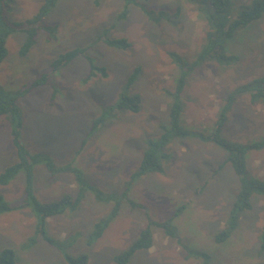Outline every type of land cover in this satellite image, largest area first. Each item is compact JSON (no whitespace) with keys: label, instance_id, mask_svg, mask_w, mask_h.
<instances>
[{"label":"rangeland","instance_id":"obj_1","mask_svg":"<svg viewBox=\"0 0 264 264\" xmlns=\"http://www.w3.org/2000/svg\"><path fill=\"white\" fill-rule=\"evenodd\" d=\"M45 1L12 0L6 14L11 22L26 21ZM233 1L240 10L253 0ZM197 9L190 0H57L45 17V23L55 28L53 37L40 31L35 45L21 57L26 36L10 35L8 54L0 63V86L9 95L23 92L16 104L25 148L48 155L57 167L72 165L106 196L123 194L141 161L145 139H155L169 123L173 103L169 93L175 91L180 75L175 58L192 62L204 43L208 27ZM103 34L124 39L129 46L109 47L99 39ZM77 48L83 54L65 67L51 68L58 55ZM227 50L239 57L237 64L207 62L187 78L180 102L181 123L188 131L208 135L228 94L264 77V16L242 29ZM97 67L103 73L95 74ZM136 68L139 73L126 92L127 78ZM124 93L139 96V112H116L88 136L92 122ZM230 106L221 132L224 139L241 145L264 139L262 104H252L246 94ZM12 130L10 120L2 118L0 174L18 162ZM166 153L163 172L133 181L127 198L135 206L123 200L119 215L95 243L87 245L88 235L95 223L109 217L113 204L100 203L90 194L77 211L50 219L48 236L58 244L69 240L63 245L72 257L86 254L89 264H115L114 257L138 239L149 220L172 219L176 236L152 227L151 248L138 250L127 264H202L196 253L207 254V264H264L260 249L264 194L252 196V207L240 214L239 227L226 242L216 243L214 236L226 228L239 191L227 154L211 142L191 137L175 140ZM246 166L248 175L264 179V150L249 152ZM33 178L34 196L41 203L75 193L72 173L53 175L37 165ZM24 179L21 171L8 185H0V197L11 207L0 214V253L12 250L15 264H67L60 246L39 240L23 249L35 229L31 210L17 208L26 198Z\"/></svg>","mask_w":264,"mask_h":264},{"label":"trees","instance_id":"obj_2","mask_svg":"<svg viewBox=\"0 0 264 264\" xmlns=\"http://www.w3.org/2000/svg\"><path fill=\"white\" fill-rule=\"evenodd\" d=\"M56 1L57 0H46L39 9L38 13L31 19L22 22H11L6 13H8L10 9L12 0H0V63L4 61L8 54L6 48L7 38L16 32L22 33L26 36L25 42L19 51V55L21 57H25L29 53L30 49L35 45V38L40 31L45 32L49 37H53L55 28L45 23V17L50 13V10L55 5ZM125 1L126 3H130L135 0ZM190 1L198 6L197 10L199 14L207 23L208 28L205 32L204 43L196 58L192 62L183 61L180 58L176 60L175 58L180 75L176 80L175 91L173 93H169L173 103L170 105L168 126H163L162 133L159 136H156L155 139L151 137L145 139V148L141 161L137 170L133 172L130 180L126 183V190L121 195L111 194L106 196L105 194L99 192L98 188L96 189V187L92 186L84 177V174L72 165L57 167L48 155L44 153L29 152L25 148L20 137V129L22 126L21 112L16 104L17 97L23 92L9 95L0 86V120L5 117L8 118L12 124V142L18 157V162L16 164L6 168L0 174V185H8L10 181L23 171L25 174L24 196H26V198L22 204L17 206V208H29L35 218L34 235L28 238L27 242L22 245L23 249H29L34 246L37 241L42 240L51 246H56L58 248L60 246L62 251H64L63 257L67 264H89V258L86 254L72 257L66 252V248L63 244L69 245V240L58 244L57 241H54L50 236H48L46 231L47 219L61 215L65 211H77L81 204L86 201L87 194L92 195L93 199L100 203L112 202L113 205L109 217L95 223L93 229L88 235L87 245H92L103 236L109 223L119 215L122 207V201L128 200L127 194L129 192V188L133 184V181L151 172H163V162L169 156L166 153V149L171 143L179 138H199L202 141L211 142L221 148L227 154V161L232 165V168L238 178L239 191L230 210L229 218L226 221V228L214 236V241L216 243L220 244L226 242L232 233L239 227V216L242 212L251 209L252 196L264 194V179L256 178L246 173L247 154L251 151L264 150V139L251 142L247 145H241L229 142L221 136L227 112L236 97L249 94L250 102L252 104L260 103L264 106V77L241 85L228 94L225 99L226 104L223 105L219 111L215 127L208 135L188 131L182 125L181 116L184 111V103L180 102V95L186 85L187 78L195 69L202 67L207 62H213L218 66H231L238 63L239 57L233 53L229 54L227 52V46L236 38L237 34L242 29H245L247 26L260 20L264 16V0H253L250 5L241 7L240 10H237L236 4L233 0ZM99 39H103V42L109 47L125 49L129 46L124 39H109L106 34L100 36ZM81 54H83V49L79 48L60 54L57 59L53 61L51 68L52 66L56 68L65 67V65L71 63ZM102 71L103 70L101 68H95V74L97 72L101 73ZM138 73L139 69L136 68L135 71L127 78L124 88L126 92H128L131 88ZM38 84L39 83L36 85ZM28 90H30V88ZM139 110L140 98L137 94H122L116 104L108 106V108L103 110L102 114L92 122L93 124L90 131H88V136L93 135L96 130L98 131L100 127L99 125L103 124L107 117H112L116 114V112L127 111L132 114H137ZM37 165L41 166L44 170L53 175L56 173H72L75 181V193L73 195L64 194L58 200L50 202H39L34 196L33 178V168ZM128 201H130L131 206H135L133 201ZM182 208L183 207H180L175 211L174 217L181 212ZM10 210L11 207L3 201L2 197H0V214L9 212ZM171 222L172 219L164 222L149 220L147 227L140 232L138 239H136L128 249L122 251L114 257L115 264H127L138 250L149 249L153 244L152 227L164 230V234L168 237H175L176 234L173 229L174 227L172 228L171 226ZM260 249L261 251H264V223L260 234ZM187 254L190 255L192 252H188ZM196 254L203 258L202 264H207V254ZM0 264H15L14 252L10 249L3 250L0 253Z\"/></svg>","mask_w":264,"mask_h":264},{"label":"crops","instance_id":"obj_3","mask_svg":"<svg viewBox=\"0 0 264 264\" xmlns=\"http://www.w3.org/2000/svg\"><path fill=\"white\" fill-rule=\"evenodd\" d=\"M131 187H132V185H131ZM74 188H75V187H74ZM58 216H60V215H58ZM52 218H54V217H51V218H48V219H47V222H46V223H47V224H46V227H47V225L49 224V221H50V219H52ZM150 248H151V247H150ZM148 250H149V249H148Z\"/></svg>","mask_w":264,"mask_h":264}]
</instances>
